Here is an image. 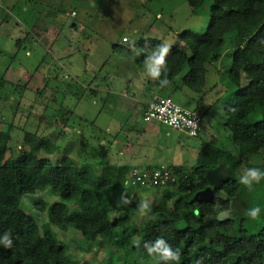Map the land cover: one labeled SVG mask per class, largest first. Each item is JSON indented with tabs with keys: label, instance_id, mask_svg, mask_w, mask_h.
<instances>
[{
	"label": "trees",
	"instance_id": "obj_1",
	"mask_svg": "<svg viewBox=\"0 0 264 264\" xmlns=\"http://www.w3.org/2000/svg\"><path fill=\"white\" fill-rule=\"evenodd\" d=\"M205 1L186 0L192 11L201 8ZM210 1L205 32L184 31L177 35V43L165 57L170 84L162 88L154 79L153 91L164 92L187 67L189 73L179 88L199 94L201 101L206 66L219 59L225 36L235 31L227 75L235 99L223 108V127L238 153L218 147L215 140L202 143L193 166L172 167L176 182L159 192L149 213L136 225L130 222L131 212L137 207L132 191L159 188L126 186V175L105 161L101 162L99 177L92 175L88 167L76 168L66 159L51 165L48 159L36 155L42 150L54 153L55 144L43 139L29 142L32 134L28 133L23 140L26 149L22 147L15 158H6L10 129L2 132L0 124V233H13V247L0 246V264H70L66 245L49 230L50 226L62 233L72 228L88 244L104 247L106 256L100 264H106L115 248L136 249L132 263L123 264L155 258L146 248L154 247L158 239L181 250L180 264H264V180L249 190L241 184L236 171L243 156L245 169H264V0ZM44 31L30 33L38 37ZM160 45L163 44L158 39L141 38L124 55L146 70V57ZM113 50L121 52L122 48L113 46ZM164 78L162 69L160 79ZM203 107L201 101L195 110L200 116ZM252 157L261 163L251 164ZM221 163L225 164L227 175L220 187L213 191L211 200L195 201L197 193L210 187L207 171ZM123 188L131 192L126 193ZM47 190L59 200L49 204L34 202L37 210L47 214V222L39 226L33 216L22 210L21 201L27 195ZM112 201H120V208L111 205ZM71 202H76L77 207L70 211ZM256 206L261 208V216L252 220L247 212ZM225 212L227 218L220 219ZM136 241H140L139 245ZM155 264L171 262L160 259Z\"/></svg>",
	"mask_w": 264,
	"mask_h": 264
},
{
	"label": "rangeland",
	"instance_id": "obj_2",
	"mask_svg": "<svg viewBox=\"0 0 264 264\" xmlns=\"http://www.w3.org/2000/svg\"><path fill=\"white\" fill-rule=\"evenodd\" d=\"M210 6V0L196 11L190 9L186 0L0 2V124L2 132L10 129L6 158H15L22 147L26 149L23 140L28 133L32 134L29 142L37 143L43 139L56 146L54 153L42 150L37 157L48 159L51 165L66 159L76 168L88 167L92 175L101 176V162L109 164L110 159L115 162L111 158V149L116 146L113 140L121 127L116 121L122 116V111H114V104L119 101L116 95L128 91L129 96L135 93L136 98L147 101L150 89H155L152 82L151 86L148 85L150 77H146L147 72L127 59L124 52L133 48L141 38L158 39L163 45L173 46L177 43V35L184 31L204 33L209 23ZM49 12H53L54 21L45 18V13ZM74 25L77 33L72 31ZM41 29H48L54 37L51 49L46 44L34 45L30 31ZM235 36V31L225 36L219 59L206 66L202 96L205 105L213 108L205 115L198 138L156 122H144L142 114L138 113L141 112L140 104H136L133 111L137 117L125 122L128 123L126 127L135 125L138 129V139L145 144L142 151L160 157L162 165L170 169L193 166L201 144L211 140H215L220 148L238 153L223 127V108L235 99L227 78ZM123 38L127 42H123ZM62 46L66 53H62ZM113 46L121 47V52L113 50ZM67 63L72 69L69 74L61 71L62 64L67 66ZM49 69L56 71L52 79L46 75ZM188 73V68H183L172 84L175 87L160 94L192 109L200 95L185 87L179 88ZM143 128L146 131L140 130ZM249 162L259 164L261 160L252 157ZM245 164L246 158L240 157V166L236 170L239 176L244 174ZM149 189L141 188L131 193L136 195L137 205L130 215L133 224L142 222L163 188ZM58 200L49 190L36 192L22 199L21 208L41 226L47 222V214L37 210L34 202L49 204ZM110 204L116 209L121 206L120 201ZM144 204L148 207L145 208ZM76 207V202L69 203L70 211ZM49 230L57 238L59 235L58 239L66 245L70 264H100L106 256L104 247L88 244L72 228L64 233L55 226H50ZM114 250L107 257L106 264L132 263L136 256V249ZM158 261L155 257L140 259L136 263L155 264Z\"/></svg>",
	"mask_w": 264,
	"mask_h": 264
},
{
	"label": "crops",
	"instance_id": "obj_3",
	"mask_svg": "<svg viewBox=\"0 0 264 264\" xmlns=\"http://www.w3.org/2000/svg\"><path fill=\"white\" fill-rule=\"evenodd\" d=\"M3 1L4 0H0V2H3ZM71 15H72V13H71ZM74 17H76V14L74 15ZM45 18H50L54 21L53 12L45 13ZM72 31L77 33V27L75 25L73 26ZM33 38L35 39L34 45H36V46H38V45L43 46L44 44H46V47H48L49 49H51L53 47V38L54 37L51 34H49L48 29H45V31L42 34H40V36H38V37L34 36ZM49 40H50V42H49ZM63 47L64 46L61 47L62 53H64V52L66 53L67 50L65 51ZM69 64L70 63H67V66H63V64H62L61 71H66L67 74H69L70 71L72 70L71 68H69ZM142 71L147 72L146 70H142ZM34 72H35V74L39 75L38 70H35ZM54 73H56V71L51 72V69H49L47 71L46 75H47V77L52 79ZM146 77H150V76L148 75ZM153 80H154V78L150 77V80L148 82L149 86H151V82ZM172 86L173 85H170L167 89L170 90V88H172ZM180 90H182V89H180ZM116 97H118L119 101H116V103L114 104V111L116 113H119L122 111V116L119 117V119H117L119 121H116V122L121 124V127L115 135V138H114L115 141L113 140V143L116 142V146L115 145L112 146L113 150L111 149V152H113L111 154V158L114 159L115 162L111 161V159H110L109 165L115 167L118 171H121L124 175L128 174V172H130L131 170H134V169L139 170V171H143V170H150L152 168L161 166L162 165V159L160 157H157L153 154L151 155L148 152L142 151V150H144L145 144L143 142L141 143V139H138V133H137L138 129H136L135 125H133L132 127L131 126L126 127V125L128 123L125 124V122L132 120L135 117H137L136 113H133V111L136 110V108H135L136 104L141 105V107H140L141 112L138 111V113L142 114V116H143V113L147 109V106L149 105V103H151L156 98L163 97V96L161 94H155L153 89L152 90L150 89V97H149L150 99L147 101H144V100L142 101V100L136 98L135 93H133L131 96H129L128 91H125L123 94L116 95ZM201 101L204 104V107L200 109L201 110L200 113L202 114V117H203V118L201 117L202 124H203V119H204L205 115H207L208 113H210L212 111L213 106L212 105L206 106L204 101H203V97H202ZM201 101L199 98L196 101V103H194L192 109H189L187 107H184V108L191 110V111H195L196 108H198V106L201 104ZM181 107H183V106H181ZM202 124H201L199 134H201ZM140 130L146 131L145 128L140 129ZM117 142H119V144ZM154 190H157V189H154ZM137 191H139V190H136V192ZM149 191H151V190L149 189ZM146 193L148 194V192H146Z\"/></svg>",
	"mask_w": 264,
	"mask_h": 264
},
{
	"label": "built area",
	"instance_id": "obj_4",
	"mask_svg": "<svg viewBox=\"0 0 264 264\" xmlns=\"http://www.w3.org/2000/svg\"><path fill=\"white\" fill-rule=\"evenodd\" d=\"M73 15V13H72ZM127 42L126 38L122 39ZM143 121L156 122L173 130L198 138L202 124L201 116L176 104L169 97H158L147 106L143 113ZM176 182V176L168 166H158L150 170H131L124 177V185L134 187L164 188Z\"/></svg>",
	"mask_w": 264,
	"mask_h": 264
},
{
	"label": "clouds",
	"instance_id": "obj_5",
	"mask_svg": "<svg viewBox=\"0 0 264 264\" xmlns=\"http://www.w3.org/2000/svg\"><path fill=\"white\" fill-rule=\"evenodd\" d=\"M170 49L171 45H160L155 51L151 52L145 60V68L148 75L154 79H158L159 85L162 88L170 84V81L167 78L169 69L165 60ZM137 54L139 55L140 53ZM162 69L164 70L165 78L161 80ZM262 180H264V169L259 167L246 168L244 174L240 177L241 184L245 185L249 190H252L254 184H258ZM144 207L147 208L148 205L144 204ZM222 215L227 216V213H222ZM247 215L250 219L256 220L261 216V208L259 206L252 207L248 210ZM135 243L139 245L140 241H136ZM0 246L6 249L13 247V233L11 230H4L0 233ZM146 250L150 256H155L157 260L162 259L171 262V264H180L181 250L165 244L162 239H158L154 247L146 248Z\"/></svg>",
	"mask_w": 264,
	"mask_h": 264
},
{
	"label": "water",
	"instance_id": "obj_6",
	"mask_svg": "<svg viewBox=\"0 0 264 264\" xmlns=\"http://www.w3.org/2000/svg\"><path fill=\"white\" fill-rule=\"evenodd\" d=\"M227 175V168L225 164H219L215 169L207 171L206 179L210 185L207 189L199 192L195 195V201L207 202L211 200L214 190L220 187L222 179ZM226 216L220 215V219H224Z\"/></svg>",
	"mask_w": 264,
	"mask_h": 264
}]
</instances>
